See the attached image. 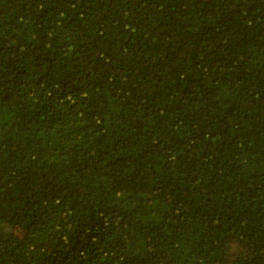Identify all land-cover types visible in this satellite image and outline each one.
I'll return each instance as SVG.
<instances>
[{
  "label": "trees",
  "instance_id": "1",
  "mask_svg": "<svg viewBox=\"0 0 264 264\" xmlns=\"http://www.w3.org/2000/svg\"><path fill=\"white\" fill-rule=\"evenodd\" d=\"M0 264H264V0H0Z\"/></svg>",
  "mask_w": 264,
  "mask_h": 264
}]
</instances>
